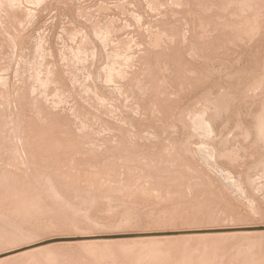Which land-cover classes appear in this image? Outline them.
Returning <instances> with one entry per match:
<instances>
[{"label": "rangeland", "instance_id": "1", "mask_svg": "<svg viewBox=\"0 0 264 264\" xmlns=\"http://www.w3.org/2000/svg\"><path fill=\"white\" fill-rule=\"evenodd\" d=\"M259 124L264 0H0V264H264Z\"/></svg>", "mask_w": 264, "mask_h": 264}, {"label": "bare ground", "instance_id": "2", "mask_svg": "<svg viewBox=\"0 0 264 264\" xmlns=\"http://www.w3.org/2000/svg\"><path fill=\"white\" fill-rule=\"evenodd\" d=\"M28 10V9H27ZM210 105V104H209ZM208 108V107H207ZM206 108V109H207ZM195 109V108H194ZM200 110V109H199ZM200 112V111H199ZM206 113V112H205ZM197 114V113H196ZM204 114V113H203ZM192 118V117H191ZM193 118H194V120H196V125H198V127L200 128H202V129H204V130H206L208 127L207 126H209V125H206L205 123H207V122H205L204 120H203V118H202V115H197V116H193ZM196 118V119H195ZM260 119V118H259ZM193 120V119H192ZM261 124H259V126H260ZM263 125V124H262ZM264 126V125H263ZM261 127V126H260ZM259 127V129L261 130V128L263 129L264 127H261L260 128ZM259 130V131H260ZM263 136H264V133H263V131H262V133H261ZM260 134V135H261Z\"/></svg>", "mask_w": 264, "mask_h": 264}]
</instances>
